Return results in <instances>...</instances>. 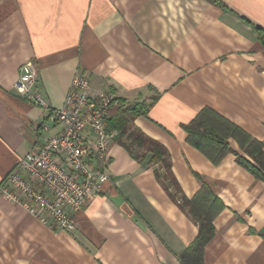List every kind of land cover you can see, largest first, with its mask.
<instances>
[{"label":"crops","instance_id":"crops-1","mask_svg":"<svg viewBox=\"0 0 264 264\" xmlns=\"http://www.w3.org/2000/svg\"><path fill=\"white\" fill-rule=\"evenodd\" d=\"M0 0V183L42 144L48 113L18 95L29 59L53 108L73 78L126 103L150 104L133 127L163 144L170 178L151 154L136 159L118 139L111 180L77 215L73 232L54 230L0 195V264H182L199 225L180 195L203 181L225 203L214 220L205 264H264V180L229 153L219 164L187 141L184 125L210 107L264 140V0ZM117 110L114 111V114ZM114 114L112 116H114ZM51 124L50 132L60 131ZM118 131V130H117ZM231 147L241 151L231 138ZM172 177V178H171Z\"/></svg>","mask_w":264,"mask_h":264},{"label":"built area","instance_id":"built-area-1","mask_svg":"<svg viewBox=\"0 0 264 264\" xmlns=\"http://www.w3.org/2000/svg\"><path fill=\"white\" fill-rule=\"evenodd\" d=\"M15 87L21 97L48 113L42 144L28 152L0 183V195L26 209L54 230L73 232L76 215L105 191L111 176L104 169L119 131L108 121L122 106L111 90L91 91L87 76L77 74L60 108L39 90V68L29 59ZM51 124H60L56 133Z\"/></svg>","mask_w":264,"mask_h":264},{"label":"trees","instance_id":"trees-1","mask_svg":"<svg viewBox=\"0 0 264 264\" xmlns=\"http://www.w3.org/2000/svg\"><path fill=\"white\" fill-rule=\"evenodd\" d=\"M225 7V4L212 0ZM259 39L264 45V28L256 25ZM150 104L145 102L126 103L119 107L108 121L110 129L119 131L117 139L121 142L138 160H143L148 154H151L150 164H160L165 173L157 172V176L165 181L171 175V161L167 148L147 136L141 129L133 127V120L140 115H146ZM186 125L188 136L187 141L196 148L200 149L215 164H219L229 153L236 155L237 162L251 171L255 176L264 180V140L252 137L240 126L225 118L210 107H205ZM233 138L241 151L231 147L229 140ZM172 178V177H171ZM171 181L176 187L177 196L182 199L183 207L188 208L198 225L199 231L194 241L181 253L180 260L182 264H205L204 252L207 244L215 236L214 220L217 215L222 213L225 203L213 190V187L203 181V185L198 193L188 198L180 195V186L177 181Z\"/></svg>","mask_w":264,"mask_h":264}]
</instances>
